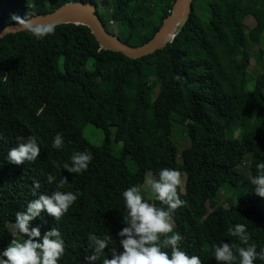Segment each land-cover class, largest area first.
<instances>
[{
    "label": "trees",
    "instance_id": "1",
    "mask_svg": "<svg viewBox=\"0 0 264 264\" xmlns=\"http://www.w3.org/2000/svg\"><path fill=\"white\" fill-rule=\"evenodd\" d=\"M77 1L100 3L108 10V25L113 20L119 26L117 36L139 46L154 37L176 0H0V30ZM248 17L254 19L251 28ZM263 35L264 0H194L173 40L137 59L101 49L84 25H55L41 39L27 30L2 38L0 249L12 238L15 213L53 190L46 183L50 172L67 178L63 191L79 193L59 221L42 211L31 222L41 235L52 227L61 233L65 252L57 264H86L90 233L111 234L109 246L119 249L122 191L140 188L148 172L155 177L161 168L186 175L182 194L177 189L185 203L171 219L173 231L183 237L181 250L199 256L202 264H217L213 244L245 246L227 235L237 223L245 225L248 244L255 243L257 251L264 247V197L251 183L240 190L246 155H251L250 177L256 163L264 162V70L249 72L251 49L259 47L258 57L264 53ZM86 124L104 133L103 144L84 138ZM177 126L190 141L181 152L172 138ZM56 133L64 141L60 150L51 147ZM29 135L40 148L36 159L9 163L8 150ZM119 143L122 149L115 150ZM84 150L92 154L86 171L62 169L73 152ZM33 181L40 182L35 196ZM224 194H230L228 206L221 201ZM152 204L162 206L154 196Z\"/></svg>",
    "mask_w": 264,
    "mask_h": 264
},
{
    "label": "clouds",
    "instance_id": "2",
    "mask_svg": "<svg viewBox=\"0 0 264 264\" xmlns=\"http://www.w3.org/2000/svg\"><path fill=\"white\" fill-rule=\"evenodd\" d=\"M36 39L43 38L54 31L52 23L24 25ZM179 79V77H176ZM64 141L61 133L52 138L51 147L60 150ZM40 152L37 139L29 135L15 147L8 150L6 160L19 165L25 161L32 162ZM92 154L87 150L73 152L70 163H63L62 169L68 173L79 174L86 171ZM256 174L249 178L255 193L264 197V162L255 165ZM60 169H57L59 172ZM67 178L48 173L46 183L54 185L50 194L41 193L38 198L27 203L23 211L15 213V220L9 229L12 237L8 245L0 249V264H57L64 255L65 247L61 233L55 227L41 235L40 227L33 226L32 221L41 216L42 211L59 221L61 216L76 200L79 193L63 191ZM146 191L162 205L157 207L147 196H142L138 186H129L121 196L125 208L122 215L124 226L116 233L119 237V249L110 247L113 236L104 233L102 236L90 233L86 236L87 249L90 254L84 260L86 264H202L197 255H189L181 250L183 240L179 232L173 231L171 223L174 211L184 205L179 198L178 187L181 185L180 173L171 168H161L156 176L146 174L143 180ZM40 182L33 181L32 192L36 195ZM183 190L181 188L180 194ZM23 236L19 239L17 234ZM170 234V235H169ZM229 237H235L242 245L237 247L233 242L220 241L212 245V255L217 264H254L255 260L264 261V247L257 251L255 243L248 244V233L245 225L237 223L227 229ZM107 249V250H106ZM170 249V251H165ZM107 251L108 256L104 253Z\"/></svg>",
    "mask_w": 264,
    "mask_h": 264
},
{
    "label": "water",
    "instance_id": "3",
    "mask_svg": "<svg viewBox=\"0 0 264 264\" xmlns=\"http://www.w3.org/2000/svg\"><path fill=\"white\" fill-rule=\"evenodd\" d=\"M193 1L176 0L170 15L164 19L162 26L154 37L139 46H131L110 32L98 13L97 5L93 2L85 3L83 1L68 2L51 12L38 14L10 24L0 30V40L8 34L27 30L24 25L29 22L33 24L84 25L92 31L101 49L120 52L130 59L142 58L163 49L173 40L187 22L192 10Z\"/></svg>",
    "mask_w": 264,
    "mask_h": 264
},
{
    "label": "rangeland",
    "instance_id": "4",
    "mask_svg": "<svg viewBox=\"0 0 264 264\" xmlns=\"http://www.w3.org/2000/svg\"><path fill=\"white\" fill-rule=\"evenodd\" d=\"M97 6H98L99 14L101 15L105 25H107L106 26L107 29L110 30L112 28L113 29L112 33H114L115 35H118L120 33V31H119V26L117 25V23L114 22V25H113L114 27H110L108 25V20H109L108 10L105 9L100 3H98ZM245 24L248 28H251L254 24V19L252 17H248L245 20ZM262 40H264V35L262 37ZM251 52L253 53V58L251 60L249 72L252 76H255L264 70V53L262 54V56L258 57L259 47H257V46L253 47L251 49ZM251 85H252V83H250V86ZM82 133H83L84 138L87 139L90 143H93L95 145H101L104 142V139H105L104 133L99 128L95 127L92 124L84 125L83 129H82ZM172 138H173L174 142L176 143L179 152H181L186 146L190 145V141L186 140V138L184 136H182L181 129L178 126L174 129ZM122 147H123V144L119 143V144L115 145V150H121ZM246 157H247L248 161H246V164H243L242 166H240L242 169V172L246 174V178L243 181L242 185L240 186L241 191L248 188V185L250 184L249 178H250L251 155L247 154ZM177 159H178V162H181L180 156ZM133 167H134V165L131 164L130 168L133 169ZM179 173H180V178H181V185L178 188H179V190H181V188H182V190L184 191L183 187H184V181H186V175L184 172L179 171ZM147 174L153 176L151 174V172H148ZM140 188L142 190V196H147L148 199L150 200V202L152 203V196L149 193H147L146 186L144 185V183L142 184V186ZM223 193H225V190H223ZM224 196H225V199H224ZM229 196H230V194L229 195H226V194L222 195L221 201H222L224 206L230 205V202L232 200ZM172 225H173V223H172ZM10 228L11 227H9V229ZM4 229H5V224H4V222L0 221V231L2 232V231H4ZM19 235L20 234L18 233L17 236H19Z\"/></svg>",
    "mask_w": 264,
    "mask_h": 264
},
{
    "label": "built area",
    "instance_id": "5",
    "mask_svg": "<svg viewBox=\"0 0 264 264\" xmlns=\"http://www.w3.org/2000/svg\"><path fill=\"white\" fill-rule=\"evenodd\" d=\"M113 25H114V21L111 20V21L109 22V26H110V27H114ZM108 30H109V29H108ZM109 31L112 32L113 29L111 28Z\"/></svg>",
    "mask_w": 264,
    "mask_h": 264
}]
</instances>
